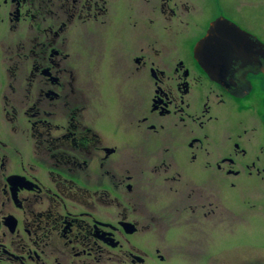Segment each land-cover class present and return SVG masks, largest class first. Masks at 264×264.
Listing matches in <instances>:
<instances>
[{"label": "flooded vegetation", "instance_id": "obj_1", "mask_svg": "<svg viewBox=\"0 0 264 264\" xmlns=\"http://www.w3.org/2000/svg\"><path fill=\"white\" fill-rule=\"evenodd\" d=\"M231 5L0 0V264H232L206 250L241 221L221 176L264 212V53L214 76L196 54L216 23L251 34Z\"/></svg>", "mask_w": 264, "mask_h": 264}, {"label": "rangeland", "instance_id": "obj_2", "mask_svg": "<svg viewBox=\"0 0 264 264\" xmlns=\"http://www.w3.org/2000/svg\"><path fill=\"white\" fill-rule=\"evenodd\" d=\"M243 6V12H238L237 8ZM229 12L230 17L235 22L242 25V27L248 30L251 36L264 42V0H232ZM114 102H109V109L106 113L108 124L106 130L110 135L115 134V124L117 112L113 108ZM264 144V140L261 139ZM264 161V160H263ZM185 169L188 174L196 179H206V174H202L198 168L191 167L185 162ZM264 167V166H261ZM121 174V173H120ZM177 174V173H175ZM126 175H120L122 181H126ZM222 177V185L219 187L222 197L228 207L234 213V217H239L240 222H231L233 227V233L227 232V227L215 233L214 240H212L206 251L212 254L231 252L232 264H264V212L258 207H252L251 202H247L244 195L248 193L245 189L249 187L253 182L249 181V178L243 180L234 179L233 177ZM233 183L236 188H232ZM123 186H121V192L124 194V198L127 199L128 192ZM124 200H121V202ZM105 202H108V197H105ZM260 204H263V200H260ZM108 210V208H106ZM111 216H116L115 210L106 211ZM221 212H218L217 227L223 226L220 221ZM109 219V218H106ZM209 224V223H208ZM203 227V237L206 235L204 231L209 229V226ZM221 224V225H220ZM205 250V247L202 249ZM243 253V254H242ZM203 254V252L201 253ZM205 255V252L204 254ZM210 258V254H207Z\"/></svg>", "mask_w": 264, "mask_h": 264}, {"label": "water", "instance_id": "obj_3", "mask_svg": "<svg viewBox=\"0 0 264 264\" xmlns=\"http://www.w3.org/2000/svg\"><path fill=\"white\" fill-rule=\"evenodd\" d=\"M220 23L222 22L212 26L211 31H209L208 35L201 41L196 50L197 57H199L202 66L210 76L216 75L214 69L218 70L219 75H223V73L229 69V65H225V61L231 53H233L234 57L237 59L244 57V53H246V49L244 48L245 43H243L242 48L241 42L249 43L248 56L251 55L249 63L254 61V54L256 52H258V58L264 53V45L257 38L248 33H241L240 29L235 25H229L227 23L236 33H226L220 38V29L226 27L219 25ZM230 39H232V41ZM257 43L259 44L257 47L258 51L253 49Z\"/></svg>", "mask_w": 264, "mask_h": 264}]
</instances>
